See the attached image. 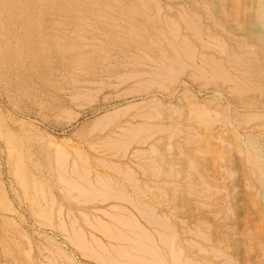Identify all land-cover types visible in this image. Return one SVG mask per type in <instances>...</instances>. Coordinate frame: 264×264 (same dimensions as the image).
<instances>
[{
  "label": "rangeland",
  "instance_id": "rangeland-1",
  "mask_svg": "<svg viewBox=\"0 0 264 264\" xmlns=\"http://www.w3.org/2000/svg\"><path fill=\"white\" fill-rule=\"evenodd\" d=\"M170 249L264 264V0H0V264Z\"/></svg>",
  "mask_w": 264,
  "mask_h": 264
},
{
  "label": "bare ground",
  "instance_id": "bare-ground-1",
  "mask_svg": "<svg viewBox=\"0 0 264 264\" xmlns=\"http://www.w3.org/2000/svg\"><path fill=\"white\" fill-rule=\"evenodd\" d=\"M78 7H79V6H78ZM254 60H255V59H254ZM246 62H247V61H246ZM247 63H248V62H247ZM245 66H248V65L246 64ZM250 66H251V65H250ZM250 66H249V67H250ZM249 67H248V69H249ZM243 68H244V66H243ZM246 69H247V68H245V70H246ZM250 69H251V68H250ZM250 69H249V70H250ZM218 70H219V71H217V69H215V71H216V72L214 71V72H215V75H216V73H219V74L221 75L222 70L220 71L219 68H218ZM249 70H248V71H249ZM224 73H225V72H224ZM252 73H254V72H252ZM219 74H217V75H219ZM222 76H224V75L222 74ZM227 77H228V76H227ZM228 79H229V78H228ZM252 88H253L252 85H249V84H247V85H246V84H243V85H241V86L239 87V90H240L241 92H245V93H246L248 90L253 91ZM249 92H250V91H249ZM115 190H116V189H115ZM116 191H117V190H116ZM95 192H96V191H95ZM114 192H115V191H114ZM138 192H139V191H138ZM88 193H89V192H87V194H88ZM101 193H102V192H101ZM101 193H100V194H101ZM84 194H85V193H84ZM92 195H93V194H92ZM104 195H105V194H104ZM108 195H109V194H108ZM117 195H118V196H117V199L119 198L120 200H121V199H124V197L126 196V195H123V194L118 193V191H117ZM87 196H88V195H87ZM87 196H85V197L87 198ZM89 196H90V195H89ZM94 196H95V195H94ZM81 197H82V196H81ZM83 197H84V196H83ZM95 197H96V196H95ZM95 197H94V198H95ZM109 197H110V196H109ZM109 197H108V198H109ZM105 198H106V197H105ZM125 198H126V197H125ZM83 199H84V198H83ZM87 199H89V198H87ZM91 200H92V199H91ZM93 200H94V199H93ZM133 205H134V204H133ZM134 206H136V205H134ZM142 208H143V207H141L140 209H142ZM145 208H146V207H145ZM140 209H139V210H140ZM145 210H146V209H145ZM147 211H148V208H147ZM150 211H151V210H149L148 213H145V212L143 211L144 214H142V215L144 216V218H146L151 224H154L153 226L156 225V226H159V228L163 227V228L168 229L169 226H168V224H166L167 222H166V221L164 222L163 220H161V221L157 220L158 218H157V219L154 218V217H153L154 215L151 214V213H153V212H150ZM140 212H142V211H140ZM138 213H139V212H138ZM131 216H132V215H131ZM116 218H117V217H116ZM132 218H133V216H132ZM114 220H115V219H114ZM117 220H118V219H117ZM125 220H126V219H125ZM119 222H120V221H119ZM123 222H124V221H123ZM123 222L121 221V223H123ZM126 222H128V221H126ZM126 222H125V225H126ZM128 223H130V220H129ZM128 223H127V224H128ZM132 224H133V222H132ZM125 225H124V227H125ZM129 225L132 226L131 223H130ZM129 225H127V226H128L129 228H131ZM205 225H206V224H205ZM135 226H136V227H135ZM135 226H133V228L136 230L138 226H137V225H135ZM156 226H155V227H156ZM102 228H103V227H102ZM156 228H157V227H156ZM107 229H108V226H107ZM111 229H112V228H111ZM131 229H132V228H131ZM103 230H105V232H106V227H105ZM115 230H116V229H115ZM117 230H118V229H117ZM138 230H139V228H138ZM138 230H137V232H140V234H141V235H140V234H139V235L137 234L138 237H137V236H136V237H137L138 239H139V237H141L140 239H143V237H144V239H146V238L149 239V237H146V238H145V235H144V234H146V233L143 232V233H144V234H143V233H141V231H138ZM111 231H112V230H111ZM111 231H110V228H109V229L107 230V235L109 236V234H110V235L112 236L111 238H113V240H119V241L121 240V241H122V240H124L123 238H125V237L127 236V235H126V236L124 235V237H123L122 234H121L122 236H120V233H122V232H120V233L118 232L119 235H117V234H115L116 231H114V232H113V231L111 232ZM145 231H146V230H145ZM162 231H165V230H162ZM170 232H171V230L169 231V233H170ZM161 234H162V233H161ZM170 234H172V233H170ZM170 234H166V235L163 234L164 237H163V236H160V237H162V242H163L164 244L168 242V241L166 240V237H167V238L169 237V239H170V237H171ZM167 235H168V236H167ZM172 235H174V234H172ZM199 235H200V234H199ZM146 236H148V235L146 234ZM109 237H110V236H109ZM128 237H129V236H127V237L125 238V241H123L124 243L127 242V241H129V240H130V241L133 240V239H129L130 237H129V238H128ZM134 237H135V236H134ZM172 237H173V236H172ZM127 239H129V240H127ZM144 241H146V240H144ZM147 241H148V240H147ZM147 241H146V242H147ZM150 241H151V240H150ZM150 241H149V243L151 244ZM159 241H160V240H159ZM166 241H167V242H166ZM170 241H172V238L169 240V242H170ZM134 242H136V244L133 245V246H136V245H137V247L140 249V252H141V253L144 252V253H143L144 255H145V254H147V256H148V255H152V256L155 255V254H154L155 251H154V253H151V251H153L154 249H153V248H150L151 245H150L148 242H147L148 245H150L149 247H148V245H146V247H144V245H143L144 242H143V244L139 245V244L142 243V242L140 241V243H138L137 240H136V241L133 240V242H130V243L128 242V243H129V244H131V243L133 244ZM152 242H153V240H152ZM128 243H127V244H128ZM147 243H146V244H147ZM153 243H154V242H153ZM138 245H139V246H138ZM142 245H143V246H142ZM169 245H170V243H169ZM172 245H173V244H172ZM81 246H82V245H81ZM133 246H131V247H132L131 249H133V250L129 249L130 252H131V253L134 252L135 254H139V255H140L139 249H138V250L136 249V250L139 252V253H137V252H135ZM166 246H167V245L165 244V247H166ZM126 247H127V246H126ZM137 247H136V248H137ZM141 247H142V248H141ZM151 247H153V245H152ZM163 247H164V246H163ZM129 248H130V247H129ZM124 249H125V248H124ZM124 249L121 250V248H120L119 250L117 249V251H114V252H116V254L118 253L117 255H121L122 258L124 257V259L127 260V261H129V260L131 259V262H133V261H134V263L138 262L139 257H136V258H138V259H136V258L133 257V256L130 257L131 254L128 253V254H129V255H128V254H127L128 251L126 252V250H128V249L126 248L125 251H124ZM141 249H143V251H142ZM151 249H153V250H151ZM106 250H107V249H106ZM110 250H111V249H110ZM114 250H115V249H114ZM120 250H121V251H120ZM149 250H150V251H149ZM170 250H171V249H170ZM103 251H104V250H103ZM118 251H120V252H118ZM176 251L178 252V250H176ZM176 251L171 250L172 255H173V260H174V262H173V261H172V262H173V263H176V264H183L184 262H183L181 259H177V258H179L178 254H179L180 252L177 253ZM143 254H142V255H143ZM169 254H170V252H169ZM93 255H95V254H93ZM96 255H97V256H96V257L94 256V258H98V254H96ZM99 255H100V254H99ZM156 255H157V253H156ZM156 255H155V256H156ZM166 255H167V254H166ZM172 255H171V256H172ZM106 256H108V255H106ZM109 256H110V257H109ZM109 256H108V258H111L112 255H109ZM119 257H120V256H119ZM129 257H130V259H129ZM148 257H151V256H148ZM100 258H101L102 260L106 259L105 261L108 262V264H109V263H110V264L113 263L111 259H107V257H105V256L102 257V256L100 255ZM113 258H114V257H113ZM113 258H112V259H113ZM122 258H121V260H123ZM141 258H142V257H141ZM141 258L139 259V260H140L139 262L142 261L143 258H142V259H141ZM135 259H136V261H135ZM113 260H114V259H113ZM132 260H133V261H132ZM100 261H101V260H100ZM105 261H104V262H105ZM115 261H116V260H115ZM147 261H149V260L147 259ZM153 261H154V260H153ZM102 262H103V261H102ZM129 262H130V261H129ZM131 262H130V263H131ZM155 262H156V261H155ZM130 263H128V264H130ZM232 263H233V262H232ZM137 264H138V263H137ZM139 264H140V263H139Z\"/></svg>",
  "mask_w": 264,
  "mask_h": 264
}]
</instances>
